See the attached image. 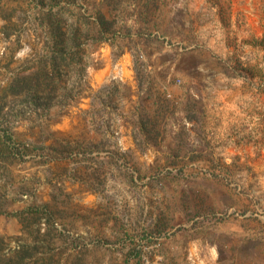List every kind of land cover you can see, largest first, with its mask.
<instances>
[{"label": "rangeland", "instance_id": "rangeland-1", "mask_svg": "<svg viewBox=\"0 0 264 264\" xmlns=\"http://www.w3.org/2000/svg\"><path fill=\"white\" fill-rule=\"evenodd\" d=\"M250 19L264 0H0V264H264Z\"/></svg>", "mask_w": 264, "mask_h": 264}, {"label": "trees", "instance_id": "trees-1", "mask_svg": "<svg viewBox=\"0 0 264 264\" xmlns=\"http://www.w3.org/2000/svg\"><path fill=\"white\" fill-rule=\"evenodd\" d=\"M58 21H59V23H58V26L56 27V29H58L60 31V33H58V36H56V41H55L54 46H53L57 50V53H56V55L54 53V56L51 57L50 69L46 70V68H44L41 72V74L46 76V77L48 75H50L49 73H51V75H54L55 73H57V70L60 71V68H59L60 64L58 65V63H57V55L60 54V56L62 57L61 59H64L62 56L63 50H65L67 47H69L71 45V43L75 44L74 38H75L76 33L73 32L74 38H69V39L65 38L64 39V33L61 32L62 23L60 20H57L56 22H58ZM101 23L103 24V21ZM42 212L43 211L40 207H33V208H30L29 210H27V212H26L27 214L17 213V214H15V216L20 220V222L22 221V223L25 222L28 219V217H31L35 221H40L43 217V216H41ZM48 221L50 223V220H48Z\"/></svg>", "mask_w": 264, "mask_h": 264}, {"label": "crops", "instance_id": "crops-1", "mask_svg": "<svg viewBox=\"0 0 264 264\" xmlns=\"http://www.w3.org/2000/svg\"><path fill=\"white\" fill-rule=\"evenodd\" d=\"M249 20V30L244 31V48L248 53L249 62H253L258 67L261 66V60L264 58V30L260 24H255ZM260 22V20H259ZM228 53L231 51L229 45H226Z\"/></svg>", "mask_w": 264, "mask_h": 264}]
</instances>
